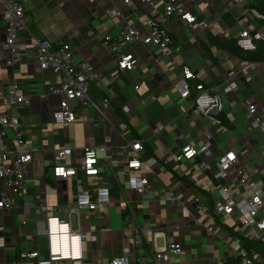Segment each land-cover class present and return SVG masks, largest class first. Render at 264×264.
Wrapping results in <instances>:
<instances>
[{
	"label": "crops",
	"instance_id": "0c3cea01",
	"mask_svg": "<svg viewBox=\"0 0 264 264\" xmlns=\"http://www.w3.org/2000/svg\"><path fill=\"white\" fill-rule=\"evenodd\" d=\"M254 3L255 0L244 3L191 0V12L198 20L208 21L209 26L195 28L172 17L168 24L173 39L171 54L161 57L157 47L126 44L124 51L133 53L137 64L133 70H121L102 37L105 34L115 37L125 26L146 19L148 8L141 7L139 0H132L130 5L121 0L26 2L31 22L21 32V41L31 42L33 34L52 39L56 46L69 43L77 58L86 59L103 74V85L92 84L91 94L100 98L109 94L111 103L104 111L105 119L94 109L83 110L72 101L76 111L84 112L90 121L85 123L79 118L68 127L54 124L52 113L61 108L63 98L51 93L57 84L51 70L40 68L32 49L24 53L16 66L0 63V95L16 81L21 92L31 97L30 104L22 107L20 113L26 146L33 153L26 173L28 195L16 199L13 209L0 210V227L4 226L7 240L6 246L0 248V264L12 261L37 264L36 259L21 258L24 251H38L42 257H48L47 226L34 207L40 203L53 206H49L50 214L68 220L73 230L87 233L84 257L94 264H110L124 248L131 250L130 264H137L140 259L151 260L154 245L143 236L144 244L138 247L135 228L160 231L156 236L157 248L164 247L170 238L180 242L183 252L171 256L172 264H227L242 248L264 251L261 243L249 237L253 228L244 224L246 215L242 211L238 209L226 218L210 217L193 202L198 197L201 204L212 209L215 190L221 183L215 178L218 160L226 152L237 153L252 179L261 182L264 178V137L251 128L247 118L248 104L264 105V64L243 60L216 43L238 39L245 30L264 37V25L254 13L257 9L251 7ZM57 7L62 25L41 17V11L50 12ZM115 8L122 12L121 16L110 14ZM158 9L163 12L162 4L158 3ZM4 39L5 23L0 19V43ZM186 67L196 78L188 81L190 95L182 98L173 83L184 78ZM228 81H237L238 88L222 95L221 109L205 115L195 108L197 83L218 88ZM213 117L220 123H214ZM121 121L129 125L124 138L115 130ZM204 128L213 134L211 139ZM12 138L9 130L0 139V151L11 148ZM134 138L144 140L142 167L137 171L128 168L129 151L122 147ZM88 144L107 147L106 151L97 149L99 174L85 176L79 172L76 177L56 178L53 165L57 145L73 148L67 163L75 165ZM187 145L196 148L208 145L211 155L201 154L178 162L176 156ZM136 173L151 181L144 194L129 189L128 178ZM225 182L237 201L250 198L239 184L235 167L229 169ZM100 186L110 188V203L93 211L67 214V206L74 202L79 191L87 189L94 193ZM171 195L180 198L183 204L169 201ZM24 218H27L25 225ZM245 239L254 245L247 247Z\"/></svg>",
	"mask_w": 264,
	"mask_h": 264
},
{
	"label": "built area",
	"instance_id": "2783aa9c",
	"mask_svg": "<svg viewBox=\"0 0 264 264\" xmlns=\"http://www.w3.org/2000/svg\"><path fill=\"white\" fill-rule=\"evenodd\" d=\"M28 0H0V19L5 23V39L0 43V63L7 66H16L21 63L24 53L32 49L35 59L42 70H51L56 78L57 84L51 89L52 94H59L63 98L60 109L52 113L54 124L65 127L75 123L79 118L87 123L90 118L83 112L78 113L71 105L75 101L85 110L94 109L103 118H107L104 111L111 103V95L95 97L91 94V85H103V74L100 69L83 58H77L69 43L56 46L54 41L48 37L35 36L32 34L31 42H22L20 34L28 28L31 17L27 13L26 2ZM124 4L130 5L132 0H121ZM191 0H139L141 7H147L149 15L137 25H127L122 28L114 37L105 34L102 39L104 44L110 45L111 52L121 70H133L136 67L137 59L133 53L124 51L126 44H142L154 46L160 49L161 57H168L171 54L173 45L172 34L168 24L172 17L180 18L189 26L205 29L209 26L208 21L198 20L191 12L189 2ZM236 3H244L248 0H233ZM158 3L162 4L163 12L158 9ZM64 5L63 3L61 4ZM256 16L261 13L254 10ZM112 16L118 17L122 12L112 9ZM100 38V36H99ZM259 34H252L245 30L240 33L237 39L238 45L246 51L256 49V40L261 39ZM264 64V62H263ZM196 78L194 72L184 68V78L173 83L174 90L182 97L190 95L189 80ZM139 86L136 85V88ZM238 88L237 81H228L218 88L205 87L203 83L196 84L197 94L194 98L195 108L201 113L208 115L215 109H221L222 95H226ZM31 102L30 95L21 92L19 84L8 87L4 94L0 95V139L7 136L11 130L13 138L9 150L0 151V182L3 188L0 189V210H10L16 206V199H25L29 193L26 185L27 166L33 159V153L26 146V130L22 126L20 109L28 106ZM247 118L252 129L258 130L264 137V105L250 103L247 105ZM214 123L220 120L213 117ZM116 133L125 137L129 125L121 121L115 127ZM208 138L213 134L204 128ZM123 148L129 151L127 166L132 170H139L142 167V152L144 140L134 138L127 140ZM106 145H86L83 155L77 164H68L67 160L73 154L72 147H60L57 145L54 155L53 174L56 178H70L78 176L81 172L85 176L98 175L100 172L97 157V149L106 151ZM209 156L211 150L208 145L196 148L192 145L183 147L182 152L176 156L178 162L183 159H192L198 155ZM218 171L215 178L220 180V185L215 190V197L212 209L201 204L198 197L194 198L196 207L207 216L219 215L222 217L233 214L236 210L242 211L245 215V223L253 228L249 236L252 240L264 246V178L262 181L252 179L242 166L238 155L234 151L226 152L219 157ZM235 167L239 184L247 190L250 198L237 201L231 187L225 182L228 171ZM129 189L138 194H144L150 186V179L142 174H132L128 178ZM172 203H181L180 198L175 195L168 197ZM112 200L109 187L100 186L94 193L84 189L77 193L73 203L67 206L66 212L69 216L79 214L82 210L93 211L99 205L110 203ZM53 208V206L49 205ZM45 203L34 205L37 216L44 218L47 226L48 257H42L38 251H24L21 258L36 259L37 264H94L86 260L83 252V243L87 239V233L81 230H73L69 221L59 216L50 214V207ZM25 225L27 218L22 220ZM209 231H213L209 227ZM160 231L153 232L151 229L135 228L134 239L138 247L144 244V237L153 243V258L151 260L140 259L137 264H172V255H181L183 246L174 238H170L164 247H156V236ZM7 244L4 235V226L0 227V248ZM131 250L124 248L122 254L112 258L110 264H130ZM241 256L242 264H264V251L248 250L242 248L238 254ZM6 264H18L16 261Z\"/></svg>",
	"mask_w": 264,
	"mask_h": 264
},
{
	"label": "trees",
	"instance_id": "16d2710c",
	"mask_svg": "<svg viewBox=\"0 0 264 264\" xmlns=\"http://www.w3.org/2000/svg\"><path fill=\"white\" fill-rule=\"evenodd\" d=\"M251 7H255L260 13L261 17H259V21L261 24L264 25V0H255V3L252 4ZM256 42V49L255 50H243L237 43L236 38L231 39H225L222 41H216V43L231 52L232 54H235L246 61L251 62H264V37L261 39H258ZM246 240V239H245ZM247 247H252L254 244L253 241L246 240ZM227 264H242L241 256L237 257H231L227 260Z\"/></svg>",
	"mask_w": 264,
	"mask_h": 264
},
{
	"label": "rangeland",
	"instance_id": "374dc122",
	"mask_svg": "<svg viewBox=\"0 0 264 264\" xmlns=\"http://www.w3.org/2000/svg\"><path fill=\"white\" fill-rule=\"evenodd\" d=\"M60 11L59 8H54L52 11L47 12V11H41V17H43L44 20L47 22H54L57 25H62V19L61 16L59 15Z\"/></svg>",
	"mask_w": 264,
	"mask_h": 264
}]
</instances>
